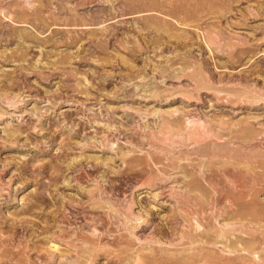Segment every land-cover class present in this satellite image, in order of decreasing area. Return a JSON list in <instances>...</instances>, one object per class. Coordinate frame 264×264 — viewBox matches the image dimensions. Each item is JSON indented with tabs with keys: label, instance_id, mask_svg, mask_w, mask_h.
Wrapping results in <instances>:
<instances>
[{
	"label": "rangeland",
	"instance_id": "rangeland-1",
	"mask_svg": "<svg viewBox=\"0 0 264 264\" xmlns=\"http://www.w3.org/2000/svg\"><path fill=\"white\" fill-rule=\"evenodd\" d=\"M0 264H264V0H0Z\"/></svg>",
	"mask_w": 264,
	"mask_h": 264
}]
</instances>
